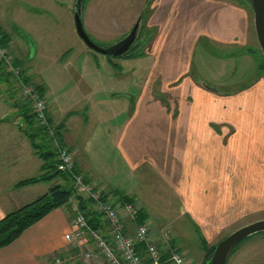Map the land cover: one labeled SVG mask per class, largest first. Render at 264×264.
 <instances>
[{
    "label": "crops",
    "instance_id": "0c3cea01",
    "mask_svg": "<svg viewBox=\"0 0 264 264\" xmlns=\"http://www.w3.org/2000/svg\"><path fill=\"white\" fill-rule=\"evenodd\" d=\"M151 7L148 21L157 26V32L147 44L148 74L137 95L121 102L124 112L120 120L115 107L122 108L118 103L124 95H114L107 86L110 72L108 75L104 68L106 61L97 63L103 65L101 70L90 63V57L82 58L81 70L93 74L95 82L89 86L86 81L83 95L70 100L61 94L75 81L66 87L57 77L52 93L49 82L38 79L51 122L63 124V142L92 184L137 199L136 189L126 191L124 182L122 192L118 191L117 175L126 170L143 182L149 177L144 171L147 167L172 189L180 209L198 225V235L201 232L208 240L210 232L264 208V78L235 89L207 88L200 84L195 52L201 47L204 57L213 52L212 47L228 45L229 59L249 55L245 47L253 20L248 6L234 0H151ZM85 22L83 17L86 28ZM0 26L9 33V47L19 57L17 36ZM90 31L95 34L98 30ZM76 46L75 53L84 52ZM68 51L65 48L52 61L61 60ZM38 52L32 53L36 56ZM76 56L73 52L64 62L74 63ZM99 71L102 77L97 76ZM19 123L16 108H0V218L35 199L51 184L41 180L14 185L37 174L41 163ZM107 141L116 151L118 165L101 164L104 158L99 156L103 157ZM72 218L68 207L53 208L0 247V264H48L56 254L78 252L76 243L65 237L73 227ZM86 245L94 248L92 240Z\"/></svg>",
    "mask_w": 264,
    "mask_h": 264
},
{
    "label": "rangeland",
    "instance_id": "374dc122",
    "mask_svg": "<svg viewBox=\"0 0 264 264\" xmlns=\"http://www.w3.org/2000/svg\"><path fill=\"white\" fill-rule=\"evenodd\" d=\"M234 1L248 6L253 20L254 12L250 0ZM74 3L75 0H0V25L14 34L15 37L17 36L20 43L18 42V48L15 47V50L18 51V58H21L24 65L28 66L27 72L31 76V83H38V78H41L49 82L50 91L55 93L57 77L60 78L59 83H63L66 87L75 81L71 88L62 92L61 95L64 100H70L74 96L79 97L83 95L86 81H88L89 86L95 82L93 74L86 69L81 70L82 58L88 56L91 59L90 63L95 64L96 68H101V70L103 65L98 67L97 63L107 62L104 65V68L108 70V75L110 72L107 86L110 87L114 95H124L119 98L120 103L118 104L124 103L125 100L129 102L131 97L136 96L141 90L148 74L147 68L150 63L146 52L148 42L142 48L141 54L129 56H111L92 49L83 41L75 29ZM143 8H145V14L151 13V2L148 4V0H83L81 13L88 26H86V31L91 38L98 44L108 45L119 40L132 28L143 12ZM148 20L149 18H146L145 25H141L137 34L141 29L145 34L149 30H152L153 35L156 34L157 26L150 24ZM90 28L98 30L96 35L90 31ZM249 31L246 47H252L255 55L250 53L249 55L233 56L229 59L226 57L229 46L223 45L212 47V54L207 53L208 56L203 57V55L201 56L202 48H198L195 52V62L196 72L201 74H198L200 79L217 88L235 89L237 85L249 83L260 76L264 78V67L259 69L256 59V56L260 59L259 56H262V53L253 21ZM24 39L27 45L24 44ZM77 44L83 48L84 52L75 53ZM65 48H69V51L65 53L66 56H63L61 60L52 61V58L60 56ZM35 49H39L36 56L32 53ZM73 52L77 55L76 62L67 61L65 63L66 59L72 57ZM86 53L88 55H84ZM216 53L220 57H217ZM194 68L195 66H193V72H195ZM79 73L85 75L79 77ZM96 74L103 76V72L100 71ZM200 84L204 86L203 83L200 82ZM17 97L19 96H10L6 85L1 83L0 108H16L13 104ZM88 97L90 99L92 95L89 94ZM116 107L117 118L120 120L123 116L124 106L122 105V108ZM119 109L122 110V115L121 111L118 112ZM106 140L104 138V141ZM97 141H102V139L98 138ZM108 143L110 142L104 143L103 157L97 154L100 155L99 158H104L106 161L103 160L101 164L108 165V167L107 162L118 165L116 151H113ZM64 145L66 144L64 143ZM93 158H96L95 155ZM125 171L121 169L118 172L117 179L120 184L118 191L122 188L121 183L123 182L126 191L135 192L134 189H136V198L139 199L142 208L144 207L147 212L145 219L154 223L152 232L156 234L162 227L170 228L174 243L191 259L190 264H202L203 250L197 233L198 225L184 209H180L181 205L177 195L174 196L172 189L168 188L147 167L144 168V171L149 177L143 179V182L137 174V177L134 178ZM46 182L51 183L50 181ZM260 218H264V208L250 211L238 219H233L231 224L221 230L215 231V233L210 232L211 238L208 239V242L213 244L237 227ZM229 256L226 264H264V232L250 235L241 243L240 249Z\"/></svg>",
    "mask_w": 264,
    "mask_h": 264
},
{
    "label": "built area",
    "instance_id": "2783aa9c",
    "mask_svg": "<svg viewBox=\"0 0 264 264\" xmlns=\"http://www.w3.org/2000/svg\"><path fill=\"white\" fill-rule=\"evenodd\" d=\"M0 59L17 77L19 91L30 100L37 117L41 122L47 123L43 94L35 84L20 77V67L13 63L10 48L1 41V34ZM54 144L57 149L58 168L70 172L78 191L94 199L95 207L102 211L107 224L105 229L90 228L83 213L73 204V227L65 233V237L73 240L79 250L76 253L56 254L48 264H190L191 259L172 242L170 228L162 227L154 234V223L146 219L138 221L137 214L142 205L137 199L124 202L102 200L101 188H95L94 184L84 180L82 173L74 171L71 150L56 138ZM125 219L129 221L128 225L125 224ZM88 240L94 242V248L87 247Z\"/></svg>",
    "mask_w": 264,
    "mask_h": 264
},
{
    "label": "trees",
    "instance_id": "16d2710c",
    "mask_svg": "<svg viewBox=\"0 0 264 264\" xmlns=\"http://www.w3.org/2000/svg\"><path fill=\"white\" fill-rule=\"evenodd\" d=\"M150 2L151 0H148V4ZM149 15L150 13L145 14V8H143V12L140 14L141 20L143 21L142 25H145L146 18H149ZM151 32L152 30L146 31L144 42L141 45L130 47L118 56L141 54L143 52L142 48L153 36V33ZM0 34L1 41L5 45L9 46V33L3 30L1 26ZM245 51L255 55L254 49L252 47H245ZM12 54L13 63L20 67V77L24 81L30 82L31 76L27 72L28 66L24 65L23 60L15 56L13 52ZM259 58L260 59H258V57L256 56V59L258 61V68L260 69L264 67V59L262 56H259ZM16 80L17 77L6 68L4 61L0 59V83L6 85V89L8 90L10 96H19L17 97V99L15 98L16 100L13 104L16 107V113L20 118L19 129L29 139L33 151L39 156V158L41 159V163L39 166L40 171L37 174L21 178L17 180L14 185L21 186L41 180H49L51 181V184L45 192L38 195L35 199L22 204L16 209L8 211L4 216L0 218V247L10 243L27 226L43 217L50 210L62 205L68 207L71 215L74 216L75 211L72 209V205L76 204L77 210L83 213L90 228L105 229L107 221L103 217L102 211L98 210L95 207L94 199L88 194L78 191L76 185L73 182V177L71 176L70 172L58 168L57 149L54 144V139L56 138L60 143L64 145L62 139L63 124H54L53 122H51L47 109H45L47 123L41 122V120L37 117L35 111L33 110L30 100L20 93ZM34 84L39 92L43 94V85L39 82ZM207 84L211 85L208 82ZM73 169L76 172L82 173L84 180L90 182L89 178L86 177V175L82 172L81 168L75 161ZM93 186L95 188H98V185L96 184H94ZM113 195H115V199L113 201L120 200L124 202L133 199V196L119 193L117 191L110 193L109 191H106L104 189L100 190V198L102 200L108 201ZM145 216L146 211L142 208L137 214V220L143 221L145 220ZM124 222L127 225L129 224L128 220H124ZM249 236L250 235L241 239L233 247L231 253L235 251ZM199 239L204 251L202 264H206L212 254L216 242L210 244L201 232H199Z\"/></svg>",
    "mask_w": 264,
    "mask_h": 264
},
{
    "label": "water",
    "instance_id": "95a60500",
    "mask_svg": "<svg viewBox=\"0 0 264 264\" xmlns=\"http://www.w3.org/2000/svg\"><path fill=\"white\" fill-rule=\"evenodd\" d=\"M82 2L83 0H75L74 3L73 15L75 29L83 41L92 49L111 56H118L130 47L141 45L144 42L146 36L145 32H142V34L137 37V33L143 22L139 16L132 28L119 40L108 45L98 44L91 38L84 26L81 13ZM250 3L254 12L253 22L256 37L264 59V0H250ZM201 83L213 90H219L215 86L208 85L206 81L204 82L201 80ZM259 231H264V218L250 221L232 230L215 243L212 254L206 264H225L233 247L241 239Z\"/></svg>",
    "mask_w": 264,
    "mask_h": 264
},
{
    "label": "flooded vegetation",
    "instance_id": "af4514ba",
    "mask_svg": "<svg viewBox=\"0 0 264 264\" xmlns=\"http://www.w3.org/2000/svg\"><path fill=\"white\" fill-rule=\"evenodd\" d=\"M141 34H142V29H141V31L139 32L138 36H140ZM138 36H137V37H138Z\"/></svg>",
    "mask_w": 264,
    "mask_h": 264
}]
</instances>
